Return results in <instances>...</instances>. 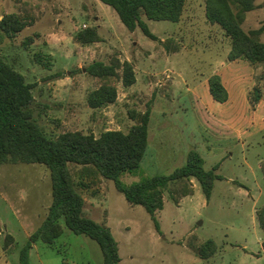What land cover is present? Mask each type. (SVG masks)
Returning a JSON list of instances; mask_svg holds the SVG:
<instances>
[{"label": "rangeland", "instance_id": "1", "mask_svg": "<svg viewBox=\"0 0 264 264\" xmlns=\"http://www.w3.org/2000/svg\"><path fill=\"white\" fill-rule=\"evenodd\" d=\"M255 6L242 27L246 32L262 28L259 40L264 43V0H255ZM7 15H15L26 27L14 37L0 27V58L34 86L30 108L47 137L82 132L98 138L109 130L128 132L140 114L155 109L145 158L134 175L121 177L123 183L171 174L186 163L191 150L203 156L206 170L220 164L216 174L223 180L215 182L209 200L195 179L164 191V208L155 215L158 228L145 208L131 205L112 180L91 167L70 164L78 191L93 203L86 205L84 215L111 229L120 264H264L250 255L264 249L258 219L264 205V134L243 145L216 139L210 115L191 95L231 45L229 39L221 40L222 28L208 22L206 0H187L182 22L147 21L158 41L140 28L129 31L116 11L100 0H0V21ZM88 28L97 30L100 41L76 43V35ZM179 44L187 50L166 56V47ZM127 57L137 66V82L131 87L122 82V69L117 70L121 78H99L88 71L95 62L110 66ZM261 65L256 86L264 100ZM174 81L179 83L176 89L170 83ZM104 85L117 89L116 102L91 108L90 94ZM251 96L255 100L254 90ZM178 97L173 112L165 113L171 99ZM172 144L174 158L168 156H174L169 152ZM186 188L191 194L184 197ZM51 203L46 166L9 161L0 168V264H20L21 249L43 224ZM61 225L63 234L54 244L39 241L33 246L29 264H104L96 241L73 233L64 220ZM208 240L215 241L218 250L202 259L198 249Z\"/></svg>", "mask_w": 264, "mask_h": 264}, {"label": "trees", "instance_id": "2", "mask_svg": "<svg viewBox=\"0 0 264 264\" xmlns=\"http://www.w3.org/2000/svg\"><path fill=\"white\" fill-rule=\"evenodd\" d=\"M100 1L116 11L129 31L140 28L153 41L159 38L151 31L147 21L179 23L187 3V0ZM255 8V0H206L207 20L218 24L231 40L230 61L242 59L253 66L264 63V43L259 40L263 29L246 32L242 27L246 13ZM0 27L8 36L14 37L25 29L26 24L15 15H7L0 21ZM75 41L87 46L99 42L100 36L95 28H88L77 34ZM118 69H122V78ZM88 71L99 78H121L125 87L136 83L134 65L129 61L121 63L118 60L110 66L95 62ZM209 86L215 101H228L229 94L220 76L213 75L209 79ZM33 88L21 73L0 58V168L9 161L40 164L50 170L52 180V203L48 215L21 249L20 264H29L30 251L37 242L52 245L61 237V220L73 233L85 235L100 245L104 264L121 263L118 243L111 229L84 215L85 200L74 182L70 164L91 167L105 179L112 180L131 205L145 208L157 228L155 215L164 208V191L170 185L195 179L209 200L215 182L223 180L216 174L220 164L206 170L203 156L191 150L186 163L171 174L156 175L126 185L121 177L124 174L134 175L145 158L149 146L151 111L140 114L138 123L128 132L109 130L98 138L82 132H66L51 139L33 118L30 108L34 102ZM254 99V102L262 99L257 86L254 88ZM116 100L117 89L110 85L102 86L89 96L93 109L103 108ZM190 194L191 190L186 188L183 196ZM258 219L264 230V205L258 211ZM217 250L216 242L208 240L199 247L198 254L202 259H209Z\"/></svg>", "mask_w": 264, "mask_h": 264}, {"label": "crops", "instance_id": "3", "mask_svg": "<svg viewBox=\"0 0 264 264\" xmlns=\"http://www.w3.org/2000/svg\"><path fill=\"white\" fill-rule=\"evenodd\" d=\"M184 14H185V10L182 19L184 17ZM182 19L180 22L183 21ZM222 36L223 37L221 38V40L229 39L224 32ZM184 50H187V46L182 44H179L178 47L176 46L174 49L172 48L169 49V47H166V51H167L166 56H171V55L177 56L180 55ZM230 51H231V45L229 46L228 50L223 52V54L221 55L222 56L221 61L212 71L211 75L201 80L198 83V85L191 91V95L193 99L198 101L199 104L202 106V108L210 115L211 121L209 122V124L213 126L212 131L216 133V139L230 138L236 144L243 145L249 140L253 138H257L262 133L264 134V100L261 99L260 101L253 103L251 96V93L253 92L255 86L257 85L256 78L259 75L258 72L263 66L262 65L253 66L248 61L242 59L230 61L229 60ZM149 59L151 60V63L152 61H154L152 55L150 56ZM124 60L133 63L134 70L136 73V82H137L136 64L131 58L127 57ZM213 75L220 76L229 94V99L225 103H220L215 101L213 99V96L211 95L209 79ZM261 77L263 78V74ZM169 79L171 80V78ZM170 83L174 85L173 86L175 87L174 89L178 88L179 85L178 82L174 81ZM170 86L172 87V85ZM180 98L181 97L172 98L171 103L169 105L170 109H166L164 112L166 113V111H169L172 113L173 112L172 106L175 104V101ZM251 110L254 114V117L250 116ZM152 112H154L155 114L156 113L155 109H153ZM164 112L162 117H166ZM151 120L152 117L150 119V122ZM157 129L161 131V126H158ZM149 133H150V127H149ZM174 146L175 145L172 144L169 151L174 156L168 154V156H170L171 158H174L176 155ZM263 164H264V159H263ZM263 177H264V173H263ZM84 200H85V207L88 203H90L91 205L93 204L92 202H89L85 198ZM256 254H258V256H254L253 254L250 253L252 258H255L256 260L263 259L264 262V249L263 251H259ZM215 264H221V263H215Z\"/></svg>", "mask_w": 264, "mask_h": 264}, {"label": "built area", "instance_id": "4", "mask_svg": "<svg viewBox=\"0 0 264 264\" xmlns=\"http://www.w3.org/2000/svg\"><path fill=\"white\" fill-rule=\"evenodd\" d=\"M85 27V26H84Z\"/></svg>", "mask_w": 264, "mask_h": 264}]
</instances>
